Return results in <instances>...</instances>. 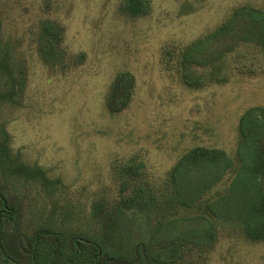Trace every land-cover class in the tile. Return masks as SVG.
Masks as SVG:
<instances>
[{
  "label": "rangeland",
  "instance_id": "obj_1",
  "mask_svg": "<svg viewBox=\"0 0 264 264\" xmlns=\"http://www.w3.org/2000/svg\"><path fill=\"white\" fill-rule=\"evenodd\" d=\"M146 1L148 13L133 18L126 0H0L13 75L0 72V146L11 161L0 168V191L21 204L28 237L40 228L68 238L96 230L95 216L113 208L116 160L139 155L163 177L197 146L233 155L240 116L264 107V75L195 91L171 77L165 61L166 52L209 34L234 9L264 10V0ZM48 22L62 29L52 65L41 54ZM123 72L134 75L135 95L113 115L106 98ZM12 163L42 171L44 180H29ZM206 264H264V243L226 239Z\"/></svg>",
  "mask_w": 264,
  "mask_h": 264
},
{
  "label": "trees",
  "instance_id": "obj_2",
  "mask_svg": "<svg viewBox=\"0 0 264 264\" xmlns=\"http://www.w3.org/2000/svg\"><path fill=\"white\" fill-rule=\"evenodd\" d=\"M126 3L133 18L148 13L146 0ZM41 28V54L52 65L62 29L51 22ZM2 43L0 38V72L11 79L9 53ZM165 59L171 77L175 74L195 91L264 75V10L238 7L212 32L166 52ZM135 88L132 73L119 74L106 98L108 111L117 115L126 110ZM237 134L233 155L197 146L184 152L163 177L151 174L139 155L116 160L113 208L102 219L101 213L95 216L97 229L91 233L68 238L62 230L40 228L28 237L21 204L0 191V264H206L226 239L264 243L263 106L240 116ZM7 156L9 148L0 146V168H10ZM24 168L17 172L44 180L42 171ZM103 206L98 204L100 211Z\"/></svg>",
  "mask_w": 264,
  "mask_h": 264
}]
</instances>
